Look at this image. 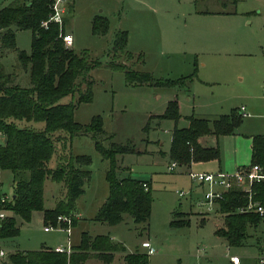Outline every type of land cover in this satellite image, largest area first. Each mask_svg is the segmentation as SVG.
<instances>
[{
  "label": "rangeland",
  "instance_id": "obj_1",
  "mask_svg": "<svg viewBox=\"0 0 264 264\" xmlns=\"http://www.w3.org/2000/svg\"><path fill=\"white\" fill-rule=\"evenodd\" d=\"M7 1L0 0V4ZM98 14L108 21L102 35L91 31V19ZM61 17L63 29L73 39L71 48L75 52L86 50L90 58L100 62L88 72L91 100L75 104L73 119L85 124L98 115L102 128L111 135L110 141L133 149L116 155V177L128 175L147 181L149 219L146 226L134 223L127 214L114 226L92 220L107 196L104 172L108 163L101 160L89 135L74 136L71 153L90 158L86 166L90 177L75 201L79 219L73 224L74 215H58L73 224L69 230H44L41 212L33 211L28 222L18 220V235L0 238V249L5 253L0 262L16 251L74 245L80 232L86 231L108 236L122 244L125 252L148 240L155 249L147 255L149 264H232L231 255L239 258L238 264H257L255 258L264 250V219L252 232L250 245L226 248L214 234L223 215L215 206L208 210L200 206L201 188L191 182L183 168L167 171L166 164L171 129L185 126L190 114L214 115L232 107L255 105L252 112L245 108L249 116L243 117L234 133L208 138L209 144L217 145L218 160L193 162L187 171L216 172L219 168L232 174L237 166L249 165L248 135L264 133V0H65ZM117 30L126 31L125 49L133 56V69L147 71L156 79L182 81L169 87L126 83L123 72L108 65ZM30 36L28 29L16 31V50L28 53ZM16 50L0 52V63L5 72L17 73L24 83L28 75L18 66ZM131 61L122 62L128 65ZM172 99L178 104L177 121L156 117ZM68 100L69 96L59 101ZM48 163L51 166V161ZM0 182L1 197L10 199L12 172L0 170ZM62 192L59 184L46 177L43 207H53ZM176 210L187 212L182 214L187 216L186 226L168 225L171 212ZM59 225L68 226L64 221ZM86 264H124L123 254L114 252L105 261L93 258Z\"/></svg>",
  "mask_w": 264,
  "mask_h": 264
},
{
  "label": "trees",
  "instance_id": "obj_2",
  "mask_svg": "<svg viewBox=\"0 0 264 264\" xmlns=\"http://www.w3.org/2000/svg\"><path fill=\"white\" fill-rule=\"evenodd\" d=\"M49 4L50 0H9L0 4L1 53L16 50V31L28 29L31 34L29 52L16 50L18 66L28 75V80L24 79L26 82L23 83L17 73L5 72L0 63V134L3 137L0 141V170L28 172L27 179L15 183L10 199L0 202V209L11 213H5L0 219V238L18 235V220L28 222L33 211L41 212L45 226L54 225L58 215H74L75 201L90 177L86 169L89 156L70 151L71 139L78 135H89L101 160L108 163L104 172L107 196L92 220L115 225L122 220L123 214H127L134 223L146 226L151 201L149 184L128 175L116 177V155L130 153L133 149L110 141L111 135L102 128L98 115L91 116L85 124L73 119L75 104L91 100L88 72L100 62L97 58H90L86 50L75 52L71 46L63 44L58 36L59 32L64 33L62 23L48 21L45 27L40 25L48 18ZM90 25L93 33L102 35L108 28V21L98 14L93 16ZM126 39L125 30L114 32L108 61L110 68L123 72L126 83L169 87L177 80L182 81V78L156 79L147 71L133 69V56L125 49ZM122 61L131 62L127 65ZM81 84L83 89H80ZM68 96L67 102L59 101ZM156 117L176 122L179 117L177 101H167L163 113ZM186 120V127H172L167 156L178 165L187 166L191 162L218 159L217 145L202 146L198 138L233 132L241 123V114L234 107L211 121L192 115ZM36 123H41V127L33 126ZM53 157L56 163L49 168L48 162ZM249 164L259 165L264 173V134L251 136ZM46 177L54 183H61L65 189L64 197L51 208L43 207ZM250 197L264 203V180L251 183ZM246 201L247 193L236 186L216 200V211L223 215V220L222 225L214 229V234L222 237L229 247L245 245L261 221L252 211H237ZM182 214L172 212L168 225L175 228L186 226L188 220ZM255 239L258 243L259 239ZM90 252L103 261L114 252H123L124 264H149L144 252H125L122 244L112 242L108 236H90L86 232L80 234L78 244L71 247L68 254L49 248L16 251L0 264H80Z\"/></svg>",
  "mask_w": 264,
  "mask_h": 264
},
{
  "label": "built area",
  "instance_id": "obj_3",
  "mask_svg": "<svg viewBox=\"0 0 264 264\" xmlns=\"http://www.w3.org/2000/svg\"><path fill=\"white\" fill-rule=\"evenodd\" d=\"M65 0H50L49 8L50 12L48 14V18L40 22V25L45 27L48 21H53L58 23L59 25L62 23L61 13L63 11V3ZM58 36L61 38L63 44L65 46H70L72 43V36L69 33H61L59 32ZM241 115H245L243 111V107L238 109ZM174 165H177L175 161H171V164L168 166V169H172ZM187 175L192 182L196 184L205 185V190L202 192V198L200 200V204L205 205L206 209H210L211 207H216V200L222 197L223 192L229 190L233 186L238 187L241 191L247 193V201L244 206L238 207L237 211L239 212H247L252 211L256 213L261 219H264V203H261L257 200H252L250 197V185L253 181L264 180V173L261 172L260 166L257 164H249L248 166L240 167L232 174L222 172L220 170L216 172H191L188 171ZM178 196H182L181 192H177ZM7 201V199L2 198L0 196V202L3 203ZM5 216L4 210L0 209V219ZM64 221L68 226L62 228L60 227V222ZM69 219L64 216H57L56 223L47 224L43 227L44 230L51 228H62L68 231L69 227ZM141 247L145 249L144 253L146 255L153 254L155 250L150 246L148 241H142L140 243ZM56 252H64L68 254L70 252L69 246H56L53 248ZM3 250L0 249V257L4 256ZM257 264H264V250L258 253L255 258ZM229 261L232 264H238L239 258L235 255L229 256Z\"/></svg>",
  "mask_w": 264,
  "mask_h": 264
},
{
  "label": "crops",
  "instance_id": "obj_4",
  "mask_svg": "<svg viewBox=\"0 0 264 264\" xmlns=\"http://www.w3.org/2000/svg\"><path fill=\"white\" fill-rule=\"evenodd\" d=\"M63 28V27H62ZM63 31H64V33H69L68 31H65L64 29H63ZM70 34V33H69ZM212 40V39H211ZM72 41H73V39H72ZM72 44V43H71ZM71 46V45H70ZM259 102V101H258ZM255 105L254 106H248V107H244L243 108V111H244V113H245V115H241V121H242V119H243V117H247V116H249V113L246 111V109L245 108H248V109H250L251 110V112H252V110H256L255 109ZM232 108H234V107H232ZM231 109V108H230ZM229 109V110H230ZM237 109H239V108H237ZM249 110V111H250ZM226 113H228V112H226ZM221 114H225V113H218V114H214V115H205V114H190V115H192V116H194V117H199V118H205V119H207L208 121H211V120H213L214 118H216L218 115H221ZM253 114V113H252ZM23 124H26V123H23ZM241 124V123H240ZM33 126H35V127H41V123H36V124H33ZM187 126V122H186V125L185 126H182V127H186ZM236 129L237 128H235L234 130H233V132L232 133H234L235 131H236ZM254 134H264V133H251V134H249L248 135V138H249V145H248V148H249V161H250V144H251V136L252 135H254ZM209 137H213L214 139L216 138V137H214L213 135H211V134H208V135H204V136H201V137H199L198 138V142H199V144L200 145H202V146H214V145H211V144H209L208 143V138ZM3 139V137H2V135L0 134V141ZM72 140V139H71ZM216 145V144H215ZM70 146H71V142H70ZM73 154V153H72ZM216 160H218V159H216ZM51 166H49V163H48V167L49 168H52V167H54V165H55V163H56V158L55 157H53L51 160ZM49 161V162H50ZM198 162H204V161H198ZM193 162H191L189 165H174L173 167H172V169H168V166L171 164V160H169V162L166 164V169H167V171H174V168L175 167H181V168H183V172L185 171V173L186 172H188L187 170H189V168H190V165L192 164ZM237 165H239V163L237 164ZM241 166V165H240ZM240 166H237L236 167V169L235 170H237L238 168H240ZM242 167V166H241ZM233 168V167H232ZM232 168H225L226 169V171H231V169ZM218 170H220L219 168H218ZM12 174H13V190H12V195H13V191H14V186H15V183L18 181V180H20V179H27L28 178V172H19V173H13L12 172ZM192 182V181H191ZM60 186H61V190H63V192L62 193H60V198H58V199H56V201L57 200H59V199H62L63 197H64V192H65V189H64V187H63V185L61 184V183H58ZM0 185H1V182H0ZM196 186L197 187H199V188H201V196H202V192L205 190V185H203V184H196ZM177 194V193H176ZM0 195H1V193H0ZM9 200V199H8ZM55 201V202H56ZM104 201V200H103ZM102 201V202H103ZM54 202V203H55ZM101 202V203H102ZM200 202V200L197 202L200 206H203V204H200L199 203ZM100 203V204H101ZM100 206V205H99ZM98 206V207H99ZM205 206V205H204ZM97 207V208H98ZM97 210V209H96ZM177 211V210H176ZM172 212H174V211H172ZM172 212H171V216H172ZM178 212H181V213H186L187 214V212H182V211H178ZM6 214H8V215H10L11 213L10 212H8V211H6ZM129 216V215H128ZM74 217H75V221L73 222V224H75L76 223V221L79 219V217H78V213H76V212H74ZM130 217V216H129ZM93 218V217H92ZM186 218H187V216H186ZM171 219V218H170ZM122 220H123V216H122ZM121 220V221H122ZM73 224H71V225H73ZM71 225H69V226H71ZM116 225V224H115ZM110 226H114V225H110ZM62 228H64V227H62ZM68 230H69V227H68ZM82 232H86V231H81L80 232V234L82 233ZM88 235H90V236H93V235H91V234H89L88 232H86ZM216 235V234H215ZM218 236V235H217ZM218 237H220V236H218ZM79 239H80V237H79ZM79 239H78V241H77V243L76 244H74V245H69V248H70V250H71V247H73V246H75V245H77L78 244V242H79ZM220 239L222 240V242L224 243V245H225V247L226 248H229V246H227L226 245V242H225V240L222 238V237H220ZM142 241H148V240H146V239H143V240H141V242ZM249 241H250V239L247 241V243L245 244V245H242V246H247V245H250L249 244ZM140 242V243H141ZM149 242V241H148ZM140 243H139V247H137V249H135V250H137V251H140V252H144L145 251V249L144 248H142L141 247V245H140ZM149 244H150V242H149ZM59 246H61V245H59ZM150 246H151V244H150ZM152 247V246H151ZM50 249V248H49ZM53 250V249H52ZM155 250V249H154ZM134 251V250H133ZM132 252V251H131ZM122 254H123V252H121ZM90 255L87 257V259H85V261L83 262V263H80V264H86V262L88 261V262H92V260H93V258H97V257H95V256H93L92 254V252H90L89 253ZM0 259H2V258H0Z\"/></svg>",
  "mask_w": 264,
  "mask_h": 264
}]
</instances>
